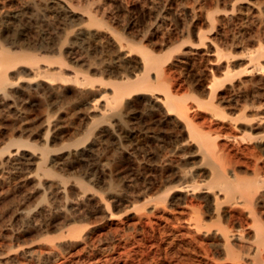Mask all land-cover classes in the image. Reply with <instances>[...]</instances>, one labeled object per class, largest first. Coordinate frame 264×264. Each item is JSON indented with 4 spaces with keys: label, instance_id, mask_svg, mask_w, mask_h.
I'll use <instances>...</instances> for the list:
<instances>
[{
    "label": "bare ground",
    "instance_id": "6f19581e",
    "mask_svg": "<svg viewBox=\"0 0 264 264\" xmlns=\"http://www.w3.org/2000/svg\"><path fill=\"white\" fill-rule=\"evenodd\" d=\"M244 1L233 0L224 17L239 21ZM248 2L254 29L236 32L247 42L239 54L214 32L213 13L209 31L181 27L180 44L150 48L165 15L136 40L135 21L119 28L101 7L79 12L75 0H21L8 12L0 3V190L16 180L13 192L26 193L10 221L21 231L0 229L12 243L0 251V264L17 256L56 263L79 244L76 262L131 264L147 256L150 242L163 258L183 253L191 264H216L214 254L232 264H264V0ZM199 50L211 58L207 78L190 58ZM34 99L46 103L37 114L28 109ZM162 131L181 137L176 153L192 161L167 170L164 183L149 174L140 183H110L103 195L94 189L99 178L74 174L86 166L102 172L98 158L109 144L129 156L135 134L157 142ZM121 217L127 221L112 227ZM30 232L46 236L21 243Z\"/></svg>",
    "mask_w": 264,
    "mask_h": 264
},
{
    "label": "rangeland",
    "instance_id": "374dc122",
    "mask_svg": "<svg viewBox=\"0 0 264 264\" xmlns=\"http://www.w3.org/2000/svg\"><path fill=\"white\" fill-rule=\"evenodd\" d=\"M76 1L77 0H75V3ZM232 1L233 0H116L115 2L116 4L113 3L112 5V2H110V0H79V2L75 4V6L76 8L78 7L77 11L79 12H81L79 9L82 10L87 5H89V7L91 8H94V6L101 7V10L104 9L107 12L106 14H108V16H110L109 14H111L120 21L119 24H116L117 27L119 28H123L127 21H135L136 27L133 28V30H131L130 33L133 34L134 36H137L136 40L140 39L141 35H144L146 32H150L153 30L155 26L153 24L155 16L165 15L166 17V21L164 24L165 27H161L159 32H157L156 34V38L154 37L152 41L149 43V45L151 46L150 48L152 47L156 48L157 45H161V43L163 44L168 40L173 42L174 43L173 45L180 44L183 40V38H181L182 36L181 27L183 28L184 31L190 30L195 34H197L199 31H204V32L209 31V24L206 21L207 14L213 13L217 18V23L215 24L214 32L219 35L218 38L220 39L221 42L226 41L225 43L231 46L232 48L231 50L234 49L233 52L235 54H239L243 51V49H245L247 42L246 39H241L240 35L236 34V32L240 30H244L245 28H251L253 30L254 27L253 26L249 27L250 22H248L249 19L248 0L244 1L240 5L241 11L237 14L240 20L235 21L236 25L235 22H230L228 21V18L224 17L225 16L224 14L226 11L229 10ZM0 3L4 5L3 10L11 12L14 11L15 9H18L19 4H21V0H0ZM175 22L179 26V29L177 30H174ZM136 29L138 31H136ZM226 39L230 40V42L229 41L227 42ZM230 43L233 45H231ZM205 55L206 54H204L203 50H199L198 55L196 53H192L190 55V58L196 60V65H197L196 71L199 73V75L201 74L200 76H202L203 78H207L209 76L208 74L209 64L207 62V59H211ZM178 62H180V59L176 57L175 59L173 58V60H171L172 63L171 65L174 67L173 70H176L175 67L178 65ZM174 76L175 79L179 82V84L183 87L182 89L184 90L182 92L187 91L189 89L188 80L184 79L178 70L174 71ZM34 103H36V105ZM50 103L52 102L50 101L49 104ZM43 104L46 105V103L41 102L40 99H34L32 101L31 107H28V109L32 110L33 108L32 113L35 112V114H37L42 109ZM166 133L168 132L164 133V131H162L161 133H159V141L157 142L146 139L145 138L146 134H143V132H139L135 134V138L132 141V146L135 148L137 147V149L135 150V153L129 156H127V154H130L132 151L130 152L127 151L128 153L124 152L123 154L119 146L114 144H109V146H107L105 150H102L103 153H101V155L98 158L100 166L101 165L104 166L102 172L98 169H95L94 167L86 166L85 168H80L76 170L77 172L75 171L74 174L75 175L81 174V176H83V171L87 170V172L91 176L94 175L95 177L99 178L98 180L99 182H97V184L94 185V189L99 191L100 193H103V195H106L108 193L109 191L108 185L110 183L120 186L124 183H127V181L129 182L139 178L140 181H138L137 183H140L142 177H145L146 175L149 174H153V175L155 174L154 178L156 185L160 183H164L168 179L167 178L168 175H170V172L168 171L167 173V170L177 168L180 166L190 167L191 166L190 163H192V161H189L188 159H184L183 157H181L180 156L181 153H176L177 152L175 150L177 143L176 141L177 140L182 141L181 140L182 138L176 137L177 135L176 133H168L169 135ZM23 139H26V137H24ZM142 163H146L150 167H147V169L142 170V168L141 169L139 168V166ZM16 184L17 181L12 180L11 182L6 183V185H4L0 190V195H2L0 196V229L4 230L6 227L7 229L10 227V229H12L14 233L21 231V225L19 222L18 223L10 222L12 215V208L15 209V207L18 204L23 203V197L26 194L23 191L21 192L16 191L14 193L12 189ZM117 189L119 188L117 187ZM38 198L39 196L34 197L33 198L34 200L33 199L30 200L31 201L30 204L29 202H26L27 203L26 206L31 207V205L38 203L40 199ZM114 212L116 213V211ZM97 216L99 221L97 219ZM97 216L94 217L95 220L92 218L91 221L94 220L98 223H102L104 220L100 218L101 216L100 217L99 215ZM125 221H127V219L121 217L120 219L116 220V222L112 225V227H114V225L116 224L119 225ZM132 222L133 221H128V223H132ZM34 233L35 232L32 233L30 232V234H25L19 239V241H21L22 239L21 243L22 242L29 243V241L38 242L40 241V239L46 236L45 234V236H38L39 237L38 238L36 236L37 234ZM47 235L49 236L55 235V233L49 232ZM150 243H148L143 249V251L147 254V256L144 259H142L143 262L140 261L139 258H134L131 264H169V263L171 264L175 262L177 264H191L188 256L186 257L185 254L182 255L183 253L177 254L178 256L176 255V257L174 258H172L173 256H169V255H168L169 257L166 256V258H163L164 256L162 254L163 250H161L160 252L156 247L157 244H154V242H152L151 244ZM11 245L12 243L8 241L7 237L6 238L0 237V251L9 252L11 250L10 248ZM82 247H83L82 244L76 246L75 249L71 250L69 254L65 256L66 258L65 260L60 259L56 263L48 262L47 264H70V263L88 264L86 263L85 260L84 261L80 260L79 262H76L81 257ZM164 247L165 246H163V248ZM168 250L169 249L166 247L165 251L167 252V254L168 252L169 253L171 252L170 250L169 251ZM158 254H160V256H158ZM221 257H222L221 255L214 254V258L216 259L215 260L216 264H221V263L232 264L230 262H223V258L221 259ZM16 258L17 260H15L16 263L14 262V264H36L34 262H31L28 258L25 257L23 258L22 256H17Z\"/></svg>",
    "mask_w": 264,
    "mask_h": 264
}]
</instances>
